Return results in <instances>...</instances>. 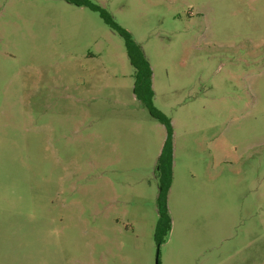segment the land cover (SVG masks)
Instances as JSON below:
<instances>
[{
	"label": "rangeland",
	"instance_id": "374dc122",
	"mask_svg": "<svg viewBox=\"0 0 264 264\" xmlns=\"http://www.w3.org/2000/svg\"><path fill=\"white\" fill-rule=\"evenodd\" d=\"M0 0V264H264V0Z\"/></svg>",
	"mask_w": 264,
	"mask_h": 264
},
{
	"label": "trees",
	"instance_id": "16d2710c",
	"mask_svg": "<svg viewBox=\"0 0 264 264\" xmlns=\"http://www.w3.org/2000/svg\"><path fill=\"white\" fill-rule=\"evenodd\" d=\"M75 5L86 6L91 10L97 11L102 20L116 33L124 42L125 51L130 64L134 68L133 72V93L136 98L147 109L149 114L163 124L165 138L160 152L157 156L154 174L156 176L157 195V221L154 228V241L157 245L161 244L170 228V216L167 208V194L172 181V125L170 118L153 104V89L151 83V68L139 43H137L130 32L119 25L112 15L101 5L91 0H65Z\"/></svg>",
	"mask_w": 264,
	"mask_h": 264
},
{
	"label": "water",
	"instance_id": "95a60500",
	"mask_svg": "<svg viewBox=\"0 0 264 264\" xmlns=\"http://www.w3.org/2000/svg\"><path fill=\"white\" fill-rule=\"evenodd\" d=\"M155 264H158V259H157V257H156V259H155Z\"/></svg>",
	"mask_w": 264,
	"mask_h": 264
}]
</instances>
